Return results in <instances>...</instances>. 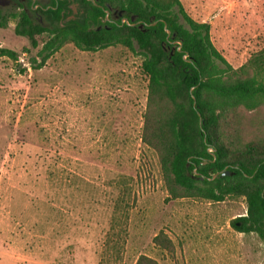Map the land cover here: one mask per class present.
Returning <instances> with one entry per match:
<instances>
[{"label":"rangeland","instance_id":"obj_1","mask_svg":"<svg viewBox=\"0 0 264 264\" xmlns=\"http://www.w3.org/2000/svg\"><path fill=\"white\" fill-rule=\"evenodd\" d=\"M180 1L211 24L213 44L233 67L264 46V0ZM14 6L0 0L4 12ZM16 20L0 27V48L18 53L0 55V264H134L141 254L158 264H264V240L231 223L246 214L245 197L213 201L180 188L173 195L141 138L148 97L141 55L121 44L91 51L69 42L34 69L48 35L33 48L15 33ZM242 113L262 120L256 131L264 132V107ZM123 189L133 198L127 217L114 211ZM114 216L125 230L106 260ZM160 232L173 253L155 241Z\"/></svg>","mask_w":264,"mask_h":264},{"label":"trees","instance_id":"obj_2","mask_svg":"<svg viewBox=\"0 0 264 264\" xmlns=\"http://www.w3.org/2000/svg\"><path fill=\"white\" fill-rule=\"evenodd\" d=\"M15 1L7 12L0 8V27L16 18L15 33L26 36L33 48L39 45L38 36L48 35L32 58L34 69L69 42L91 51L121 44L141 55L148 76L141 138L157 153L173 195L182 189L213 201L245 197L246 214L231 223L238 231L256 232L264 240V132L256 131L262 120L253 116L247 121L242 113L264 107V46L233 67L213 44L211 24L193 19L180 0H51L35 9L33 0ZM107 9L122 10L129 22L141 24L120 17L112 20ZM0 55L16 59L18 53L4 47ZM249 135L253 137L246 139ZM194 168L205 178L194 174ZM224 170L231 173L208 179ZM132 199L130 190H121L114 198L115 213L127 217ZM118 220L112 218L106 235V260L120 249L125 229ZM155 241L174 252L165 233L160 232ZM134 264L158 262L141 254Z\"/></svg>","mask_w":264,"mask_h":264},{"label":"water","instance_id":"obj_3","mask_svg":"<svg viewBox=\"0 0 264 264\" xmlns=\"http://www.w3.org/2000/svg\"><path fill=\"white\" fill-rule=\"evenodd\" d=\"M93 1H94V0H93ZM106 13H107V15L109 14V10H108V9L106 10ZM131 20H132V21L134 20V16H131ZM122 21H127V22H129L128 17H124V18L122 19ZM140 22H141V21H133V22H129V23L132 24V25H136V24H140ZM154 23H156V22L154 21V22H152L151 24H154ZM140 26H141V25H140ZM166 30H167V33H168V36H169L170 33H171L170 29L166 28ZM180 43H181V42H180ZM193 104H194V106H196V100H195V98H194V103H193ZM209 150H210V151H213L212 148H209ZM230 173H231V172H230L229 170H224V171H222V172L218 171V172L213 173L212 176L208 177V179L212 180V179L216 178L219 174L228 175V174H230ZM194 174H198L199 177H200L201 179H204V178H205V176H204V175H201V174L197 171L196 168H194ZM238 224H239V222H238Z\"/></svg>","mask_w":264,"mask_h":264},{"label":"flooded vegetation","instance_id":"obj_4","mask_svg":"<svg viewBox=\"0 0 264 264\" xmlns=\"http://www.w3.org/2000/svg\"><path fill=\"white\" fill-rule=\"evenodd\" d=\"M33 2H34V0H33ZM112 12V14H114L115 15V18H113V16H112V20H115V19H118L119 17L121 18V19H123L124 17H127V16H125L124 15V11H122V10H120V11H111ZM132 16H134V15H132ZM130 19H131V17H130ZM134 19H135V16H134ZM139 21V20H138ZM156 22V21H155ZM141 24V23H140Z\"/></svg>","mask_w":264,"mask_h":264},{"label":"crops","instance_id":"obj_5","mask_svg":"<svg viewBox=\"0 0 264 264\" xmlns=\"http://www.w3.org/2000/svg\"><path fill=\"white\" fill-rule=\"evenodd\" d=\"M210 33H211V30H210Z\"/></svg>","mask_w":264,"mask_h":264}]
</instances>
